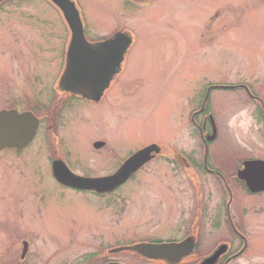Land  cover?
Masks as SVG:
<instances>
[{
  "label": "rangeland",
  "instance_id": "obj_1",
  "mask_svg": "<svg viewBox=\"0 0 264 264\" xmlns=\"http://www.w3.org/2000/svg\"><path fill=\"white\" fill-rule=\"evenodd\" d=\"M78 1L92 37L126 28L135 41L101 105L72 101L66 108L69 120L60 128L61 140L73 169L77 164L84 172L93 164L98 167L94 172L107 171L150 142L181 150L187 115L207 82L252 81L264 70L260 0H154L138 7L123 0ZM22 2L0 12V107L20 96L22 88L44 102L64 63V18L46 0ZM217 6L221 15L215 45L194 48L198 21L208 19V10ZM236 94H212L222 122L229 120ZM42 128L23 152L0 153V252H8L13 243L4 264L16 261L11 259L21 253L23 240L30 244L27 264H78L98 247L180 236L182 191L193 194L195 187L172 172L165 157L149 163L113 194L78 191L54 180L49 164L54 154ZM97 138L108 139L112 152L94 154L91 143ZM132 252L121 250L114 256L138 263L129 258Z\"/></svg>",
  "mask_w": 264,
  "mask_h": 264
},
{
  "label": "flooded vegetation",
  "instance_id": "obj_2",
  "mask_svg": "<svg viewBox=\"0 0 264 264\" xmlns=\"http://www.w3.org/2000/svg\"><path fill=\"white\" fill-rule=\"evenodd\" d=\"M46 1L51 3L63 17L59 6L51 0ZM74 1L79 6L87 40L107 39L120 29L92 37L86 26L81 4L78 0ZM260 1L264 4V0ZM123 2L138 7L142 4L153 3L154 0H123ZM22 3V0H0V12L9 5ZM220 15L221 11L217 6L211 11L208 10L206 15L208 19L202 18L198 21L200 34L195 37L198 41L194 48L205 46V44L207 47L215 45L217 34H220V29L215 23ZM261 25L264 27V17ZM68 31L64 45L65 58L72 35L71 31ZM211 31L214 35L212 34L210 38ZM62 72L63 67L57 78L52 80V90L44 102L38 101L35 96H29L27 90L25 92L22 88L21 92L25 94L26 99L20 92V96L14 95L12 100L8 99L5 105L0 107V110L32 112L38 118V133L43 126L42 129H45L47 133L49 151L54 154L49 157L50 165L54 160L60 159L74 172L81 175L91 177L110 175L132 154L152 143H146L131 151L119 160L116 167L107 171L94 172L93 170L98 167L93 164L86 165L88 171L82 172L80 165L77 164L73 169L63 153L61 140L60 128L69 120L65 115L68 110L66 108L71 107L72 101L101 105L106 99L107 91L123 71L116 75L99 100L87 99L62 90L59 84ZM213 85L226 87L211 89L206 100L208 88ZM215 90L237 93V98L232 100L233 108L230 118L224 122L212 106V94ZM203 93L200 101L191 107L187 115L188 125L185 126L181 150L178 151L177 148L166 145L169 151H164L166 146L160 145V152L155 153V157L132 176L134 178L139 171L155 159L165 157L164 160L172 172L181 174L188 185L194 183L193 194L189 189L182 191L186 195L182 201L185 211L180 236L148 237L127 241H194L192 249L179 264H264V70L258 73L252 81L241 78L237 81L222 83L209 81L205 84ZM112 106L115 107L114 104ZM117 111L118 117L119 110ZM111 128L108 127V129ZM109 144L108 139L97 138L92 141L91 147L97 155L101 151L112 152ZM12 150L23 152L25 148ZM25 242L22 241L21 253L17 252L12 259L9 258L16 260L13 264H27L30 244L26 248ZM8 245V252H0V264L8 262L7 258L11 257L9 250L13 247L12 241ZM107 246H105L106 249L105 247L98 248L97 252L86 255L81 261L85 264H131L120 256H114L118 252H108ZM129 258L133 261L137 260L138 263L133 264H141L140 260L148 262L139 254L131 253ZM81 261L78 264H83L80 263ZM149 261L152 262H148L149 264L160 262V260ZM160 264L167 263L161 260Z\"/></svg>",
  "mask_w": 264,
  "mask_h": 264
},
{
  "label": "water",
  "instance_id": "obj_3",
  "mask_svg": "<svg viewBox=\"0 0 264 264\" xmlns=\"http://www.w3.org/2000/svg\"><path fill=\"white\" fill-rule=\"evenodd\" d=\"M53 1L62 9L72 31L65 69L59 82L60 87L62 90L91 100H99L111 81L121 71L133 36L129 31L120 30L106 40L89 42L85 38L80 12L75 3L71 0ZM38 126L39 121L32 112L0 110V151L5 148H24L35 138ZM160 149L157 144L140 149L115 173L108 176L77 175L62 160L53 161L52 172L55 179L63 185L82 190H94L98 193L110 192L128 180L154 157V152L158 153ZM194 244V241L140 242L120 246L111 249L110 252L131 250L148 260H164L170 264H177L189 253ZM25 246L27 247L28 244L25 243Z\"/></svg>",
  "mask_w": 264,
  "mask_h": 264
}]
</instances>
